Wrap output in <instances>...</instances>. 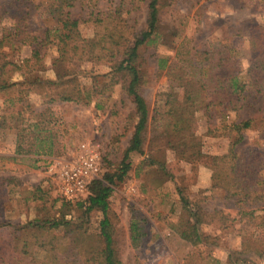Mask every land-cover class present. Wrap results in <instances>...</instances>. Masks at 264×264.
<instances>
[{"label":"rangeland","instance_id":"1","mask_svg":"<svg viewBox=\"0 0 264 264\" xmlns=\"http://www.w3.org/2000/svg\"><path fill=\"white\" fill-rule=\"evenodd\" d=\"M50 2L0 0L1 7L6 11L3 23L14 30L16 19L12 15H23L31 28L44 29L55 25L47 13ZM119 5L123 16L135 29L145 26L148 0H77L66 9L73 18L81 19L75 38L78 35L81 38L94 35L95 25L89 18L90 6L109 12ZM257 25L264 26V0H163L161 32L158 39L146 47V62L143 65L145 78L139 87L150 102L151 113L169 88L167 75H157V56L172 59L178 46L204 49L227 39L240 49V68L244 72L250 64L252 27ZM3 49L9 50L8 47ZM32 49L31 45L24 44L19 48L18 56L29 57ZM56 53L55 47L50 48L44 59L43 71H35L31 75L39 73L41 79L46 81L56 79L53 64ZM79 63L76 71L83 99H61L59 91L63 86L57 84L46 87L35 83L33 89L28 91L27 85H24V90L22 86L0 90V115L21 108L20 96L25 95L36 110L52 107L54 117H57L53 125L57 131L51 133V136L55 134L52 147L55 153L49 151V142L41 139L35 142L33 150L27 151V146L18 151L17 129L0 127V177L14 179L6 186L7 198H0V239L8 240L6 244L12 245V253L33 246L34 252L41 257L56 245L59 250L69 252L64 264H92L75 259L74 254L80 246L89 243L97 245L102 213L93 209L87 214L88 217H83V209L63 199L58 169L75 159L83 142H90L100 146V174L117 172L138 117L133 98L122 87V82L111 83V79L117 77L109 73L111 68L107 61L85 60ZM24 76V70H18L12 79L22 81ZM86 92L90 94L89 101L86 100ZM202 113L198 112L195 129L199 153H193L192 148L177 152L173 144H168L165 137L158 135L159 132L151 124L144 153L133 151L129 158L131 168L122 179H116L110 197L111 219L123 264H234L238 258L241 259L238 264H264V253H259L262 249L257 243L253 244L251 239L248 248L242 245L243 235L250 229L240 222L223 230L211 224L202 225V231L211 237L207 243L197 246L182 239L170 227L169 222L178 220L182 210L181 194L191 204L199 202L209 211L222 209L236 216L234 200L222 198V188L216 186L214 177V170L221 162L222 155L229 151V135L221 131L208 133L211 120ZM262 114L264 100L253 89L244 107L229 112L228 120L238 121ZM217 122L220 123V120ZM259 137L257 128L245 129L244 139L239 145L241 148L255 146L259 144ZM149 155L163 161L165 171L157 164L147 163L145 160ZM38 185L43 186L46 192L44 197L24 202L21 190ZM86 195L84 191L77 197L85 198ZM43 205L57 217L64 213L67 219L75 216L72 222L80 224L61 225L53 229L49 236L37 233L27 222L38 213H44ZM134 215L140 218L146 231L137 248L133 247L130 239V223ZM8 220L11 223L4 224Z\"/></svg>","mask_w":264,"mask_h":264},{"label":"trees","instance_id":"2","mask_svg":"<svg viewBox=\"0 0 264 264\" xmlns=\"http://www.w3.org/2000/svg\"><path fill=\"white\" fill-rule=\"evenodd\" d=\"M77 0H51L47 6L48 15L55 25L43 28H31L26 23L25 16L12 15L15 19V29L3 23L6 11L0 4V90H8L14 86H22L23 90L33 89L41 84L49 87L52 84L61 85L59 97L63 100L83 99L78 82L77 66L87 60L109 63L110 72L117 79H111L115 84L119 80L122 87L133 98L137 121L126 147L117 172H105L92 178L86 190L85 198L67 197L63 199L83 209V217L93 210L101 211L97 245L89 243L80 246L74 254L92 264H123L119 255L111 219L110 197L114 190L116 179H122L131 168L130 155L133 151L144 153L148 137V129L153 124L158 135L165 137L167 143L173 144L177 152L192 148L193 153H199V141L195 135L198 112L202 111L209 120L208 133L221 131L229 135V151L222 155L221 162L214 170L216 186L222 188L224 200H234L236 216L222 209L209 211L199 202L191 201L181 194L182 210L176 221L169 222L170 227L179 236L197 246L207 243L211 237L202 231V225L211 224L219 229L231 227L235 222L242 223L249 232L244 233L242 245L248 248L252 243L260 246L264 253V114L238 121L228 120L229 112L242 109L254 89L264 100V26L252 27L250 40V64L246 71L240 68V49L229 40H221L208 48L177 47L175 56H157V75L166 74L169 88L164 92V98L151 113L150 102L140 92L139 87L145 78L144 56L146 47L156 41L160 35L161 6L163 0H148L146 24L141 29H135L123 16L119 5L114 10L104 12L90 6L89 18L94 22L95 32L92 37L75 38L77 26L81 19L73 18L66 10ZM24 21V23H21ZM81 39H80V38ZM79 39V40H78ZM29 44L32 54L29 57L18 56L19 48ZM16 45V48L14 46ZM8 47L9 50L3 48ZM56 48L53 64L57 78L42 80L40 74L31 75L45 68V56L50 48ZM24 70L22 81L12 79L14 72ZM36 83V84H35ZM43 87V86H41ZM253 88V89H251ZM62 90V92H61ZM86 100H90L89 92ZM21 108L4 112L0 115V127L17 129V150L26 148L33 150L35 142H49L52 150L53 136L57 131L53 125L57 122L52 107L36 110L27 97L20 96ZM17 105V104H16ZM28 114H25V113ZM152 114V115H151ZM220 120V123L217 120ZM215 122V123H214ZM259 130V144L241 148L239 144L244 139V130L249 128ZM47 131L50 133L48 135ZM50 135V136H49ZM43 137V138H41ZM157 164L163 171L166 165L163 161L149 155L145 160ZM13 178L0 177V198H7L6 186ZM17 184V183H15ZM18 185V184H17ZM22 200L40 199L46 194L42 185L21 190ZM68 203V204H69ZM44 213H38L29 220L28 226L39 234L49 236L51 231L63 225L67 227L79 225L72 222L64 213L57 217L47 206H42ZM88 217V216H87ZM6 223H11L10 220ZM9 225V224H8ZM12 226V225H11ZM146 231L140 218L135 215L130 223V239L133 247L140 246ZM46 239V238H45ZM51 239V238H49ZM8 240L0 239V264H64L69 252L62 251L53 245L43 257L34 252V247L12 253V245ZM5 249L7 251H5ZM80 255V256H79ZM244 259V258H243ZM242 259V260H243ZM241 259H236L238 264Z\"/></svg>","mask_w":264,"mask_h":264},{"label":"built area","instance_id":"3","mask_svg":"<svg viewBox=\"0 0 264 264\" xmlns=\"http://www.w3.org/2000/svg\"><path fill=\"white\" fill-rule=\"evenodd\" d=\"M97 143L83 142L72 162L58 169L61 192L67 197H77L87 190L89 181L101 172V152Z\"/></svg>","mask_w":264,"mask_h":264}]
</instances>
